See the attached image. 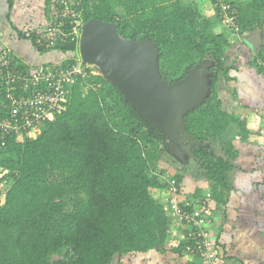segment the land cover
I'll return each instance as SVG.
<instances>
[{
    "label": "trees",
    "instance_id": "obj_1",
    "mask_svg": "<svg viewBox=\"0 0 264 264\" xmlns=\"http://www.w3.org/2000/svg\"><path fill=\"white\" fill-rule=\"evenodd\" d=\"M212 1L215 18L207 22H201L198 4L182 0H76L60 6L68 21L66 32L71 30V19L95 18L118 23L124 37L150 38L159 49L160 71L167 81H179L193 67L212 62L208 70L213 72V95L185 116L187 131L203 143L192 148L200 165L179 166L167 154V140L118 87L92 73L98 68L88 67L89 76L80 77L71 87L65 111L45 121L33 137L10 134L0 146V187L5 192V199L0 198V264H113L117 254L118 264H123L125 256L143 253L175 256L182 264H209L204 252L187 251L194 241L173 236L168 203L154 193L168 191L169 183L163 178L168 171L183 185L184 174L161 166L166 162L208 180L213 197L225 203L237 150L232 140L224 138L233 126L243 137L249 135L245 119L224 108L218 90L219 82L233 79L234 66L226 61L225 29L230 27L219 0ZM224 1L234 16V36L241 40L244 32L264 31V0ZM9 2L12 6L14 0ZM23 35L36 43L35 34ZM74 42L38 47L58 55L44 64L71 63L67 57L77 48ZM11 56V69L31 67ZM254 63L264 74V45ZM3 90L0 85V100ZM220 141L223 156L206 145ZM194 195L200 198L201 188ZM226 258L223 251L222 260L213 261L224 264Z\"/></svg>",
    "mask_w": 264,
    "mask_h": 264
},
{
    "label": "crops",
    "instance_id": "obj_2",
    "mask_svg": "<svg viewBox=\"0 0 264 264\" xmlns=\"http://www.w3.org/2000/svg\"><path fill=\"white\" fill-rule=\"evenodd\" d=\"M42 7L38 0H14L12 6L9 0H0V53L7 50L32 66L56 60L58 55L54 51L39 50L47 49L41 32L56 23L55 9L53 13H45ZM225 32L229 39L234 37L228 29ZM23 33L35 34L36 43ZM242 42L240 39L235 42L236 56L230 64L234 66L230 72L233 79L225 82L227 88L220 96L226 110L245 119L249 135L243 137L233 126L224 138L225 142L233 141L237 153L229 172L231 188L227 201L214 198L211 232L226 251L224 264H264V74L250 65L256 53ZM169 166L184 174L182 201L198 199L194 195L197 188L203 189L202 196L212 190L203 177L182 172L170 163ZM154 196L163 204L170 199L167 190L158 189ZM171 220L173 236L183 237L186 228L180 227L174 218Z\"/></svg>",
    "mask_w": 264,
    "mask_h": 264
},
{
    "label": "water",
    "instance_id": "obj_3",
    "mask_svg": "<svg viewBox=\"0 0 264 264\" xmlns=\"http://www.w3.org/2000/svg\"><path fill=\"white\" fill-rule=\"evenodd\" d=\"M241 40L258 53L264 45V31L257 28L244 32ZM80 51L83 63L98 68L138 114L167 140L165 146L171 159L185 167L195 163L192 146L200 143L187 131L185 116L213 95V72L206 71L212 62L193 67L179 81H167L160 71L159 49L150 38L124 37L118 32V23L95 18L82 26ZM206 145L215 148L217 154H225L220 150V142ZM119 260L117 254L113 264Z\"/></svg>",
    "mask_w": 264,
    "mask_h": 264
},
{
    "label": "built area",
    "instance_id": "obj_4",
    "mask_svg": "<svg viewBox=\"0 0 264 264\" xmlns=\"http://www.w3.org/2000/svg\"><path fill=\"white\" fill-rule=\"evenodd\" d=\"M68 0H56L59 5L55 9L56 23L48 26L41 33L46 40V47H54L57 42L67 44L69 41H79L84 21L80 18L69 21L70 29L65 31L68 21L65 20V9ZM224 10V18L232 30L234 16L229 15V5L219 0ZM67 13V12H66ZM73 17L76 15L72 13ZM69 32V33H68ZM10 52L4 50L0 53V85L4 87L3 99L0 100V146L5 144V136L15 134L22 139L33 137L43 123L57 113L67 109L68 95L71 87L80 77L89 76L88 65L83 64L81 55L77 53L69 64L54 63L32 66L27 71L11 69ZM93 69V68H92ZM5 70V73H4ZM95 71V72H94ZM92 73H99L95 70ZM6 115V116H5ZM163 178L168 181V191L171 194L168 207L171 214L179 223L188 227L187 239L194 244L187 246L190 253L204 252L209 264H215L213 259L222 258L223 250L218 246L217 240L210 229L212 223L211 196L209 192L196 204L192 200H180L182 185L176 178L166 172ZM5 192L0 187V197Z\"/></svg>",
    "mask_w": 264,
    "mask_h": 264
},
{
    "label": "rangeland",
    "instance_id": "obj_5",
    "mask_svg": "<svg viewBox=\"0 0 264 264\" xmlns=\"http://www.w3.org/2000/svg\"><path fill=\"white\" fill-rule=\"evenodd\" d=\"M76 0H68L66 6H69L70 4H73ZM185 2H193L195 4H198L201 8L202 11V15L203 17L201 18V22H207L209 19L211 18H215V10H214V3L212 0H182ZM38 5L43 6L42 10L45 11V13H53L54 9H56L59 5L56 3V0H38ZM40 12V11H39ZM221 28L218 26V28L216 30H220ZM231 32V36H233V33L230 29H228ZM238 36H234L233 38H230L228 41V45L226 46V61H227V65H230L233 61H232V57L235 58V42L238 40ZM234 40V43H232ZM252 58V64L255 66L256 68H258V65L254 63L255 58ZM235 62V61H234ZM258 63V62H257ZM251 66V67H253ZM93 68V67H91ZM254 68V67H253ZM97 70V69H95ZM95 72V71H94ZM227 88L226 83L223 81L218 83V90L220 89V91L223 93V89ZM36 134V132H34ZM161 166H167L168 168H170L169 164L166 162H163V164ZM196 188V187H195ZM194 188V189H195ZM196 190V189H195ZM203 190V189H202ZM171 196V194H170ZM1 200L5 199V194L3 196L0 197ZM60 257V256H55V258ZM159 258L161 259V262H159ZM186 258V257H185ZM187 259V258H186ZM185 260V259H182ZM123 264H182L181 261H178L177 259H175V256H161L160 254L158 255H154L153 253H143V254H138V255H132V256H125L123 258ZM184 264V263H183Z\"/></svg>",
    "mask_w": 264,
    "mask_h": 264
},
{
    "label": "clouds",
    "instance_id": "obj_6",
    "mask_svg": "<svg viewBox=\"0 0 264 264\" xmlns=\"http://www.w3.org/2000/svg\"><path fill=\"white\" fill-rule=\"evenodd\" d=\"M54 13H55V11H54ZM85 23V22H84ZM81 34H82V32H81ZM80 39H81V35H80ZM69 42H73L72 40L71 41H69ZM68 42V43H69ZM67 43V44H68ZM75 44H76V46H77V48H76V50H73V51H71V52H69L68 53V57L67 58H69V59H71V60H73L72 58L77 54V53H79L80 55H81V51H80V40L79 41H75L74 42ZM66 45V44H65ZM75 46V47H76ZM49 48H51V47H49ZM49 48H47V49H49ZM81 58H82V55H81ZM82 61H83V59H82ZM84 64V63H83ZM85 65H88V64H85ZM88 66H90V65H88ZM91 67V66H90ZM93 68H96V67H93ZM98 71H99V69H97ZM99 74H100V71H99ZM196 140V139H195ZM197 141V140H196ZM197 142H199V141H197ZM200 143V145L202 146L203 145V143H201V142H199ZM187 145H190V143L189 144H185V146H187ZM199 145V146H200ZM184 146V145H183ZM194 146H198V145H194ZM200 146V147H201ZM192 148H193V146H192ZM196 159H197V157H196ZM168 173H170L169 171H168ZM171 174V173H170ZM173 175V174H172ZM182 189H183V185H182ZM211 193L212 194V196H211V207H212V215H213V202H214V197H213V193H212V190H210V191H208V192H205V193H203V196L201 195V197L200 198H198V199H191V198H188L189 200H192L193 202H196V204H198V202H200L203 198H204V195H206L207 193ZM213 199V200H212ZM181 200V199H180ZM182 201V200H181ZM168 203V202H167ZM171 216L178 222V224L180 225V227L181 226H183V227H185L186 228V233L183 235V237H186L187 236V233H188V231H189V229H188V227L187 226H185L184 224H181V223H179V221L177 220V218L175 217V216H173L172 214H171ZM212 223H213V218H212ZM212 223L210 224V229H211V226H212Z\"/></svg>",
    "mask_w": 264,
    "mask_h": 264
},
{
    "label": "flooded vegetation",
    "instance_id": "obj_7",
    "mask_svg": "<svg viewBox=\"0 0 264 264\" xmlns=\"http://www.w3.org/2000/svg\"><path fill=\"white\" fill-rule=\"evenodd\" d=\"M253 51V50H252ZM257 54V53H256ZM211 61L210 60H208L206 63H210ZM206 71H208V68L206 69ZM198 165H200V159H196V163H194L192 166H190V167H192L191 169H193V168H196V167H199ZM179 166H182V165H179Z\"/></svg>",
    "mask_w": 264,
    "mask_h": 264
}]
</instances>
